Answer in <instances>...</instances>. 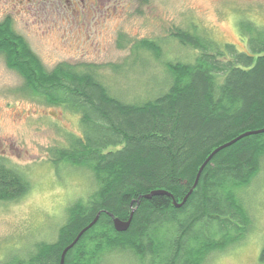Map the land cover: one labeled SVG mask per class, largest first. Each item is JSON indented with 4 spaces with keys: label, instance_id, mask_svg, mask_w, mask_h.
<instances>
[{
    "label": "trees",
    "instance_id": "16d2710c",
    "mask_svg": "<svg viewBox=\"0 0 264 264\" xmlns=\"http://www.w3.org/2000/svg\"><path fill=\"white\" fill-rule=\"evenodd\" d=\"M238 29L246 50L173 29L172 38L195 50L191 61L162 60L156 41H137L135 48L162 61L169 80L155 96L129 102L105 86L93 64L63 61L48 70L5 16L0 54L6 66L22 77L28 94L79 115L80 133L51 150L54 165L87 170L95 187L67 207L53 241H38L27 256L0 264H60L63 248L97 213L64 264H99L116 250H129L139 264H206L208 254L234 245L251 221L237 192L260 170L264 131L218 150L192 185L213 149L264 127V27L240 20ZM27 187L17 170L0 163V200H14ZM191 188L178 207L166 194L144 197L164 189L180 202ZM131 211L127 229L117 231L109 213L126 220Z\"/></svg>",
    "mask_w": 264,
    "mask_h": 264
},
{
    "label": "rangeland",
    "instance_id": "374dc122",
    "mask_svg": "<svg viewBox=\"0 0 264 264\" xmlns=\"http://www.w3.org/2000/svg\"><path fill=\"white\" fill-rule=\"evenodd\" d=\"M5 16L48 70L63 61L93 64L113 94L132 102L155 96L169 80L162 61L135 48L137 41H156L162 60L191 61L195 50L170 36L178 27L246 50L238 22L263 28L264 0H0V21ZM79 133V115L28 94L0 54V163L17 170L28 186L16 199L0 200V263L27 256L38 241H53L67 207L94 189L87 170L51 159V150ZM260 164L237 192L257 224L264 221V155ZM250 227L247 248L238 251L234 244L211 252L205 263L261 264L264 232ZM135 258L116 250L99 264H137Z\"/></svg>",
    "mask_w": 264,
    "mask_h": 264
},
{
    "label": "water",
    "instance_id": "95a60500",
    "mask_svg": "<svg viewBox=\"0 0 264 264\" xmlns=\"http://www.w3.org/2000/svg\"><path fill=\"white\" fill-rule=\"evenodd\" d=\"M262 131H264V127L260 128V129H256V130H250V131L243 132L240 135L236 136L235 138L231 139L230 141H227V142L219 145L215 149H213L211 151V153L208 155V157H206V159L204 160V162L202 163V165L199 167L198 172H197L196 177H195V180H194V183L192 185V188L195 186V184H196V182L198 180V176H199L200 171L202 170L203 166L209 161V159L212 157V155L214 153H216L221 148H223V147H225L227 145L232 144L233 142H235L237 139L241 138L242 136H245V135H248V134H251V133H258V132H262ZM192 188L188 191V193L183 197V199L180 202L176 201L175 198H174V196L170 192H168V191H166L164 189H155V190H152L148 194H145L144 197L149 198L150 196L155 195V194H166V195H168V196L171 197L173 205L175 207H178V206L182 205V203L185 201L187 195L191 192ZM132 212L133 211L130 212V214H129V216H128V218L126 220L120 219L118 217H114L113 214L109 213V215L112 217L113 226H114V228L117 231H123V230H126L127 229L128 225H129V223L131 221ZM98 214L99 213L96 214V216L92 219L91 222L88 223V225H86L85 227H83L77 233V235L75 236V238L73 239V241L71 243H69L67 246H65L63 248V250H62V252L60 254V264H64V256H65L66 251L70 247H72L74 245V243L79 239V237L82 235V233L86 229H88L90 226H92L96 222V220L98 218Z\"/></svg>",
    "mask_w": 264,
    "mask_h": 264
},
{
    "label": "snow or ice",
    "instance_id": "6c2138e0",
    "mask_svg": "<svg viewBox=\"0 0 264 264\" xmlns=\"http://www.w3.org/2000/svg\"><path fill=\"white\" fill-rule=\"evenodd\" d=\"M243 223V221H242ZM251 226H254L261 232H264V221H261L259 224L255 221V219H252L249 224H245V226L242 229H239L240 235L233 238L232 243H234L237 246L238 251H243L245 248L248 247V239H249V233L253 230ZM257 258L261 262V264H264V249L260 250L257 253Z\"/></svg>",
    "mask_w": 264,
    "mask_h": 264
},
{
    "label": "bare ground",
    "instance_id": "6f19581e",
    "mask_svg": "<svg viewBox=\"0 0 264 264\" xmlns=\"http://www.w3.org/2000/svg\"><path fill=\"white\" fill-rule=\"evenodd\" d=\"M189 190H190V189H189ZM189 190H188V191H189ZM188 191H187V193H188ZM148 193H149V192H148ZM148 193H146V194H148ZM187 193H186V194H187ZM186 194H185V195H186ZM185 195H184V196H185ZM188 195H189V194H188ZM188 195H187V196H188ZM170 198H171V197H170ZM186 198H187V197H186ZM182 199H183V198H182ZM185 200H186V199H185ZM183 203H184V202H183ZM183 203H182V204H183Z\"/></svg>",
    "mask_w": 264,
    "mask_h": 264
}]
</instances>
